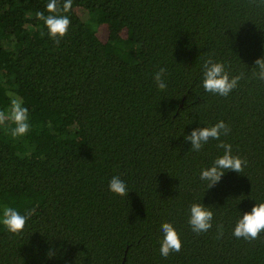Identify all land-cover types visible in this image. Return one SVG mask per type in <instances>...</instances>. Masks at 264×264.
I'll use <instances>...</instances> for the list:
<instances>
[{
	"label": "trees",
	"instance_id": "1",
	"mask_svg": "<svg viewBox=\"0 0 264 264\" xmlns=\"http://www.w3.org/2000/svg\"><path fill=\"white\" fill-rule=\"evenodd\" d=\"M47 3L0 0V110L19 97L31 124L17 138L0 126V220L5 206L36 209L19 233L0 222V264H264V232L232 234L264 201V82L251 78L264 0H73L59 45L36 16ZM209 56L245 73L227 97L202 86ZM219 120L247 165L208 189L200 172L223 149L192 151L185 136ZM114 175L128 197L109 190ZM193 203L214 212L205 233L188 223ZM164 222L183 242L166 258Z\"/></svg>",
	"mask_w": 264,
	"mask_h": 264
},
{
	"label": "clouds",
	"instance_id": "2",
	"mask_svg": "<svg viewBox=\"0 0 264 264\" xmlns=\"http://www.w3.org/2000/svg\"><path fill=\"white\" fill-rule=\"evenodd\" d=\"M73 0H48L46 5L48 15L44 12H37L36 16L42 20L48 29L49 36L59 45L60 39L65 37L71 24V20L66 13L72 8ZM202 86L206 92L217 94L221 97H227L245 77V73L231 74L226 70L222 62L209 56L203 63ZM167 69L159 68L154 74V82L161 91L167 88L166 81ZM251 78L264 82V57L258 58L254 62L251 70ZM9 123L14 127L10 128V135L13 138L25 136L31 128L29 108L23 106V101L19 97H12L10 107L7 111L0 110V126L7 129ZM230 126L224 121L219 120L212 126L195 128L185 136V141L191 142V150L199 152L209 140L219 141L217 147L223 149V154L215 158L212 164L205 167L200 172V179L206 181L208 189L217 184L224 173L233 170L237 173H243L247 165V160L233 153V147L221 139L230 133ZM109 190L119 196H127L129 193L127 183L114 175L109 181ZM36 212L35 208H26L23 214L16 208L5 206L3 208L2 220L0 222L9 232H21L27 221ZM214 212L210 207L203 203H193L189 209L188 223L193 232L205 233L212 228ZM219 235H223V225L217 226ZM162 239L160 242V254L168 257L172 253L180 252L182 248V239L179 231L171 222H164L161 225ZM264 232V201L257 202L251 211L244 213L237 221L233 236L237 239L255 240ZM57 253L52 249L47 252L48 258H52Z\"/></svg>",
	"mask_w": 264,
	"mask_h": 264
},
{
	"label": "rangeland",
	"instance_id": "3",
	"mask_svg": "<svg viewBox=\"0 0 264 264\" xmlns=\"http://www.w3.org/2000/svg\"><path fill=\"white\" fill-rule=\"evenodd\" d=\"M97 33L99 34V33H101V32H100V31H98ZM99 37H100V38H102L103 36H102V35H101V36L99 35Z\"/></svg>",
	"mask_w": 264,
	"mask_h": 264
}]
</instances>
